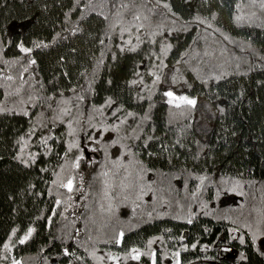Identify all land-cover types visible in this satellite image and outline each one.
Masks as SVG:
<instances>
[{
	"label": "trees",
	"instance_id": "16d2710c",
	"mask_svg": "<svg viewBox=\"0 0 264 264\" xmlns=\"http://www.w3.org/2000/svg\"><path fill=\"white\" fill-rule=\"evenodd\" d=\"M262 5L0 0V264H264Z\"/></svg>",
	"mask_w": 264,
	"mask_h": 264
},
{
	"label": "rangeland",
	"instance_id": "374dc122",
	"mask_svg": "<svg viewBox=\"0 0 264 264\" xmlns=\"http://www.w3.org/2000/svg\"><path fill=\"white\" fill-rule=\"evenodd\" d=\"M172 93V96L169 97L167 96L168 100H172L173 103H182V101H180L178 98L179 97H187L189 100H193L197 109V114L195 116V125H196V132L202 136V137H206L207 136V131L211 122V119L213 118V108L211 106V104L208 101H196L195 99L188 97L185 94H181V95H176L175 93H173L172 91H170ZM169 93V92H167ZM193 104V105H194Z\"/></svg>",
	"mask_w": 264,
	"mask_h": 264
},
{
	"label": "snow or ice",
	"instance_id": "6c2138e0",
	"mask_svg": "<svg viewBox=\"0 0 264 264\" xmlns=\"http://www.w3.org/2000/svg\"><path fill=\"white\" fill-rule=\"evenodd\" d=\"M262 6H264V5H262ZM20 48H21V51H24V52L30 51V49L24 48L23 45H20ZM166 95L171 97L172 93L169 92V93H166ZM178 99L180 101H182L183 103H185V104H194L195 103L193 100H189L187 97H179ZM169 103H173V101L169 100ZM177 106H179V105H177ZM64 186L67 187L69 189V191H71L72 190V181L69 180L67 185H64ZM189 222H191V221H189ZM32 231H33V229H31V228L28 229V234L23 239L20 240L21 244H23L29 238V236L31 235ZM241 243H243V239H241ZM5 247H8V245H5ZM134 258L135 259H139L138 256H136ZM13 264H19V262H15L14 261Z\"/></svg>",
	"mask_w": 264,
	"mask_h": 264
}]
</instances>
